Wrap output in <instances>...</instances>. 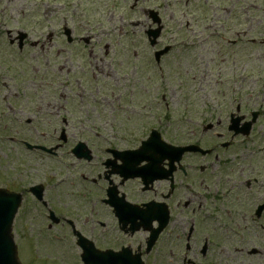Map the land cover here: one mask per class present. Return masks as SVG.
I'll return each mask as SVG.
<instances>
[{
  "label": "flooded vegetation",
  "instance_id": "1",
  "mask_svg": "<svg viewBox=\"0 0 264 264\" xmlns=\"http://www.w3.org/2000/svg\"><path fill=\"white\" fill-rule=\"evenodd\" d=\"M205 4L207 69L222 83L229 65L237 85L221 98L213 95L200 116L189 107L179 111L176 90L172 103L163 87L154 96L176 46L157 62L156 52L167 46L163 32L151 46L152 24L142 42L151 47L115 53L118 66L98 64L110 48L99 60L92 31L77 34L64 25L60 46L52 30L43 42L27 32L20 53L31 41L48 55L49 66L65 61L47 68L45 83H31L36 95L28 113L18 115L20 97L4 95L7 84L0 82V133L41 137L31 143V154L58 164L42 181L10 189L30 197L31 216L44 221L36 227L31 217V264L80 262L82 243L110 251V264H264L261 7L259 0ZM141 11L150 22L148 9ZM188 29L195 35L199 28L189 23ZM130 54L137 62L131 66ZM251 83L257 87L252 106L243 95V85ZM185 149L191 151L181 153Z\"/></svg>",
  "mask_w": 264,
  "mask_h": 264
},
{
  "label": "rangeland",
  "instance_id": "2",
  "mask_svg": "<svg viewBox=\"0 0 264 264\" xmlns=\"http://www.w3.org/2000/svg\"><path fill=\"white\" fill-rule=\"evenodd\" d=\"M213 1L215 5H218L222 0ZM243 1L246 3L252 0ZM132 3L129 0H0V82L7 84L3 90L4 95L9 94V91L10 94H17L20 97L17 104L18 115L21 112H27V106L31 107V95H36V92L31 91V83L40 86L41 82L45 83L49 79L46 75L48 67L55 64L54 67L59 68L63 63L65 64L62 59H58V62L53 64L50 62V66L46 64L48 55L41 52L39 46L32 48L31 41L28 42L29 45L25 51L18 54L16 43L12 44V41L16 40L18 30L31 32L30 40L39 42H43L45 35L52 30L55 33L53 43L57 42L58 45L60 44L58 38L64 25L78 30L77 34L92 31L95 37L91 46H94L93 52L99 60L104 55V47L110 48V55L105 57L103 62L98 61V64L111 66L112 63L118 66L120 63L112 60L115 58V53H124L125 48L133 46L149 47L148 44L142 43L144 42L143 32L148 24H151L141 11L144 7L160 12L163 19L162 25L165 28L164 44L176 45L174 52L164 62L165 68L161 81L159 80L154 87V96L162 94L163 87L171 101L172 91L176 90L179 111H185L189 107V110L200 116V113L208 109L210 100H215L213 95L221 98L226 90L236 87L229 65L228 69L224 67L222 83H218L220 78L217 73L213 72L211 77L207 69L208 49L205 46L203 23L205 0H149L145 5H139L134 11L131 10ZM259 5L261 7L259 32L260 38L264 39V0H259ZM189 23H195V27L199 28L195 35L188 29ZM33 32H43L44 35ZM194 41L195 49L191 47ZM213 41L216 42V40ZM146 52L145 55L151 53V51ZM133 57L132 54L129 55L132 60L129 62L130 66L137 63ZM259 57L260 65L264 67L263 55ZM8 70L13 72V75L6 76ZM3 75L6 77L3 78ZM243 89L245 97L250 95L252 106L255 103L252 95H255L257 87L251 83L243 85ZM38 94L49 95L44 91ZM185 98L189 101L186 102ZM254 108H257V105ZM25 141L38 143L42 139L28 132L0 133V187L22 190L31 185L32 178L33 183L42 181V174L46 169L47 174L56 171L57 163L48 159L42 161L41 156L31 154V150H27L22 145ZM31 201L30 197L24 199L13 222L15 244L18 246L22 264H31V217H35L36 227H42L44 222L42 215L31 216ZM57 256L63 259L62 255ZM52 264H62V262ZM71 264H81V262H71Z\"/></svg>",
  "mask_w": 264,
  "mask_h": 264
},
{
  "label": "water",
  "instance_id": "3",
  "mask_svg": "<svg viewBox=\"0 0 264 264\" xmlns=\"http://www.w3.org/2000/svg\"><path fill=\"white\" fill-rule=\"evenodd\" d=\"M21 202V195L0 191V218H2L3 222L2 230H0V264H21L12 235L13 221ZM104 258L108 260L106 257ZM87 259L88 261L92 259L89 252L87 254ZM108 263L109 262H106L105 264Z\"/></svg>",
  "mask_w": 264,
  "mask_h": 264
},
{
  "label": "snow or ice",
  "instance_id": "4",
  "mask_svg": "<svg viewBox=\"0 0 264 264\" xmlns=\"http://www.w3.org/2000/svg\"><path fill=\"white\" fill-rule=\"evenodd\" d=\"M2 224H3L2 218H0V230H2ZM97 255H99V254H97Z\"/></svg>",
  "mask_w": 264,
  "mask_h": 264
}]
</instances>
